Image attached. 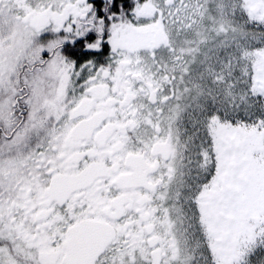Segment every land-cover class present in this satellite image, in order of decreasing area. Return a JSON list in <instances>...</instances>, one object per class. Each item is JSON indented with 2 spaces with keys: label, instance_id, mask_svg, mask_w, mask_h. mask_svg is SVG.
Returning a JSON list of instances; mask_svg holds the SVG:
<instances>
[{
  "label": "snow or ice",
  "instance_id": "1",
  "mask_svg": "<svg viewBox=\"0 0 264 264\" xmlns=\"http://www.w3.org/2000/svg\"><path fill=\"white\" fill-rule=\"evenodd\" d=\"M0 264H264V0H0Z\"/></svg>",
  "mask_w": 264,
  "mask_h": 264
}]
</instances>
